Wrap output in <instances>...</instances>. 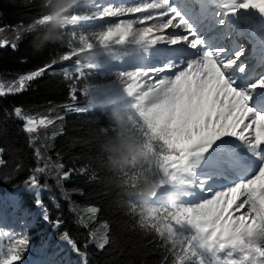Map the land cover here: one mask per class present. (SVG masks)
I'll return each mask as SVG.
<instances>
[{
  "label": "trees",
  "instance_id": "16d2710c",
  "mask_svg": "<svg viewBox=\"0 0 264 264\" xmlns=\"http://www.w3.org/2000/svg\"><path fill=\"white\" fill-rule=\"evenodd\" d=\"M55 11L48 0H0V35L15 28L9 35L20 32L22 37L15 49L0 48V82L6 86L23 73L45 68L24 91L0 96V194L12 192L35 175L46 185L40 200L50 220L62 221L55 227L31 216L24 236L43 247L41 255L53 264H203L193 233L171 235L145 216L148 200L140 198L152 195L163 179L158 161L172 154L152 132L154 115L138 118L119 106L89 108L83 99H71L63 77L68 52L59 27L53 26ZM16 108L52 122L28 133L15 116ZM116 115L124 119L123 128L117 126ZM124 139L136 154L128 157L127 165L113 169L109 158ZM34 203L32 193L20 190L15 212L20 207L32 210ZM65 232L83 255L77 257L72 249L57 251V240ZM104 238L108 243L100 248Z\"/></svg>",
  "mask_w": 264,
  "mask_h": 264
},
{
  "label": "snow or ice",
  "instance_id": "6c2138e0",
  "mask_svg": "<svg viewBox=\"0 0 264 264\" xmlns=\"http://www.w3.org/2000/svg\"><path fill=\"white\" fill-rule=\"evenodd\" d=\"M210 3L216 4V0H210ZM152 8V19L145 22L153 26L142 31L135 43L169 46L173 53L171 66L179 68V71L173 73L175 81L170 82V98L155 110V123L150 127L153 134L172 150V154L164 157L165 160H172L173 155L187 150L202 153L199 156L202 164L200 174L208 178V183L205 185L207 194L200 195L202 202L196 210L198 231L211 233L209 239L213 241L217 237L225 239L238 235L243 221L241 227L233 228L234 221L230 216L221 223L224 216L238 203L241 208L245 207L242 199L254 208L255 202L251 197L256 186L264 196V71H256L246 56L245 46L235 43L233 32L241 22L251 24L253 11L264 19V0H219L214 8H210L205 0H155ZM157 32L162 35H157ZM130 35V29L122 32L121 27H117L104 34L102 40L107 42L118 36L117 42L124 44ZM19 38L18 34L16 39ZM7 46L17 47L8 39H0V48ZM44 71L45 68H41L21 76L6 89L0 85V96L24 91L28 82ZM72 98L76 99L75 94ZM15 115L25 120L28 133L52 122L47 118L37 121L26 117L20 108L15 109ZM251 162L256 166L251 175H237L244 165ZM36 171L43 172L44 169L37 168ZM63 178L67 179L68 173H64ZM25 183L36 191V204L42 210V219L59 227L62 221H51L48 209L39 199L40 189L46 185H41L35 175ZM261 204L264 205V199ZM88 211L95 214L97 209ZM61 239L78 255H83L67 232ZM107 243L104 238L99 247L103 248ZM232 243L240 244L244 250L242 237ZM28 245L29 240L18 231L8 229L0 232V264H21ZM220 246L224 247L223 244ZM255 251L264 256V248L257 246Z\"/></svg>",
  "mask_w": 264,
  "mask_h": 264
},
{
  "label": "rangeland",
  "instance_id": "374dc122",
  "mask_svg": "<svg viewBox=\"0 0 264 264\" xmlns=\"http://www.w3.org/2000/svg\"><path fill=\"white\" fill-rule=\"evenodd\" d=\"M91 2L92 0H76V4L68 13L65 14L71 18L73 23L67 25L64 28L59 27V31L65 39L64 49L68 52V55H66L67 59L65 61L66 66L63 69V77L67 82V87L69 89V93L71 94L72 100H74L72 97L73 94H75V97H79L81 100L83 99V101H85V104L88 105L86 106L89 108H104L110 104H107L105 100L96 101L95 99H93L91 94L88 93V91L97 89L101 84L104 85V83L108 81L111 75H120L119 73H121V71L114 70V72L111 71L112 73L108 70L95 71L94 68H91V66L86 64L88 61H90L93 55H96V53L91 54V52H89L88 50L91 44L94 45L96 41H100L102 42V44L100 43L97 48H101L103 45H106L102 41V36L110 30L106 29V23L101 21L103 16L99 14L96 15L97 13H94L93 10L90 8ZM78 20L86 21H84V24H80L77 23ZM130 28H132V26H130L129 29ZM15 30V28H6L5 32L7 35L5 34L6 36H3L1 34L0 39L9 38L10 42L17 44L19 41H21L22 37L19 36L20 38L16 39V36H10L12 32L15 33ZM18 34H20V32ZM18 34L16 33V35ZM132 36L136 38L138 37L136 33H132ZM118 38L119 37H117L110 45L118 43ZM24 75H26V73L19 75L6 86H3L2 82H0V85H2L6 89L9 85H11L15 81H17L21 76ZM74 89L75 92L73 91ZM153 100L147 102L142 99L140 102L136 101L131 104L121 103L119 107L122 109H129L133 114H136L138 118H144L146 114L154 115L155 110H157L160 105H163L165 103L164 99H159V103ZM64 109H67L66 113H68V109H70V104L67 108L65 107ZM25 116L33 117L37 121L45 117L39 114L35 116L27 114ZM60 116H62V113L60 114ZM16 118L22 121V126L25 130V120L18 118L17 116ZM179 154V163L191 158L190 154L186 151L181 152ZM165 156L167 155H164L161 160L158 161V165L160 166V174L163 176L162 183H159L157 186H155L151 196H141L140 198L141 200H148L145 204L147 206L145 209L146 218L151 222H156L158 225L162 226L169 234L174 236L179 235L184 237L185 235H190L193 233V238H196L199 242H196L198 248H201V252L199 251L198 257H200L203 261H200V263L203 262V264H239L237 260L236 262L234 261V258L231 259L230 255H226L227 253L221 252V246L216 240L213 241L209 239L211 233H200L195 226L197 219H194V213H197L196 210L199 208V202H202L200 201V195L206 193L205 185L197 186L196 182L198 181L200 183H206L208 182V178H200L198 175L196 178L191 180H181V184L187 187V193L186 195H183L186 200H176L172 196L174 194V190H172L171 188L162 187L170 178V174L168 173L170 168L168 167L170 165L173 166L174 164L178 163H176L174 157L172 160H165ZM192 168L193 171H196V164L192 165ZM182 172L185 175H188L186 174L187 170L185 168L182 169ZM183 178L184 177H180V179ZM217 179L222 180L223 177H217ZM26 181H28V179ZM25 182L19 188L13 190L12 192H5L0 194V232L6 231L8 229H13L24 235V229L27 228L29 221H31V216H38V221L43 225L48 224L42 219V210L36 204V200L38 198L36 195V191L29 188ZM188 188H190L191 191H189ZM20 190L27 191L33 194V197L35 198V203L32 210L20 207L19 210H21L22 212H15L17 195ZM183 191H185V189ZM42 192L43 188L40 189L39 199L42 196ZM224 206L226 207V204H224ZM161 208L165 210V213H162V211L160 210ZM241 212H246L244 211V207L240 208V212L236 211L234 213H231L229 209L228 214L224 216V221H221V223L227 221L230 216L231 219L234 221L232 227H241ZM221 213L223 214V207L221 208ZM256 217L257 218H255L254 220L259 221L260 219H258V215H256ZM254 220L251 221L250 228L245 226L246 223H243V227L241 228L240 233L238 235L230 236L233 239H238L239 237H242L244 242H249L251 239L247 237L248 232L250 231L251 234H256L259 231L258 224L256 222L254 223ZM57 245V251L62 250L66 252L67 250L72 249L66 241L61 239V237L57 240ZM261 247L264 248V242L261 244ZM42 249L43 247L41 246L32 245L31 243H29L28 248L24 253V259L22 260L21 264H52V260L50 258L41 255ZM77 257L80 256L77 255Z\"/></svg>",
  "mask_w": 264,
  "mask_h": 264
},
{
  "label": "bare ground",
  "instance_id": "6f19581e",
  "mask_svg": "<svg viewBox=\"0 0 264 264\" xmlns=\"http://www.w3.org/2000/svg\"><path fill=\"white\" fill-rule=\"evenodd\" d=\"M92 1L93 2L90 3L91 6H89L94 13H97L96 15L99 14L103 16V20L101 19V21L106 23V29L115 30L117 27H121L122 31H128L129 27L132 26V28H130L131 33H136L139 35L146 28L153 26L152 24L146 23L145 21L152 19L150 13L154 11L152 4L155 3V0ZM218 3L219 0H216V4ZM210 4L213 6V8L216 7V4ZM250 19L252 21L251 24H245L241 22L237 26V29L233 32V39L235 43L244 45L245 49L247 46H252V48L247 49L246 56L248 57V60L251 61L255 66V69L258 70L264 67V60H262V56H264V39L262 37V33L264 32V19H261L254 11L251 13ZM84 21L86 20H78L77 23L84 24ZM176 31L180 30L177 29ZM157 35H162V33L157 32ZM115 39L107 42L102 40L106 45H103L101 48H97L100 43L102 44L100 41H98L99 43L96 41V45L91 44L88 50L91 52V54L96 53V55H93L90 61H88L89 63L87 62L86 64L91 66V68H94L95 71L108 70L110 72H114V70H117L121 71V73H119L120 75H111L107 81V84H104L105 86L100 85L97 89L90 90L88 93L91 94L93 99L99 101L119 98L125 92L133 91L134 95L132 97H128L126 99L124 98L122 100L134 99V101L138 102L144 99L145 101L150 102L154 99L153 101L158 102L159 99H164L166 102V100L170 98L171 94L170 89L172 84L170 82L175 81V76L173 73L179 71V68L171 66L173 64L171 59L173 53L168 49L169 46L162 43H159L158 46H148L145 48L148 54L154 53L155 55H158L159 58L153 56L150 58V60L134 63L135 65H120L118 62L111 61V59L114 58L117 53L128 50L126 47L124 48V44L116 43L110 45ZM241 59H244V57ZM143 64L147 66L145 67ZM160 68H162L161 71ZM154 95L156 96L154 97ZM186 152L190 154L191 158L173 165V167L170 168L168 172L171 175L169 180L173 181V184L172 182H169L170 184L166 182L162 187H170L172 190H175L174 193H177L175 196L179 197L187 193V187L181 184L180 177L191 180L199 175L200 178H203L200 174L202 164L199 162V156L202 155V153H199L198 150H187ZM182 164H184V167L187 169L188 175H185L182 172ZM194 164H196L198 167L197 171H193L192 165ZM255 167L256 166L254 162L244 165L243 168H245L247 171V174L245 175H251L254 172ZM207 183L208 182L200 183L197 181L196 185L203 186ZM184 189L185 191H183ZM188 190L191 191L190 188H188ZM260 192V187L256 186L255 194L251 197V199L255 202L254 208L249 206L246 200L242 199V203L245 205L244 211L246 212H241L240 215L242 218H240L243 223H246L245 226L250 228L251 221L257 218L256 215H258V219L260 220H254V223L256 222L258 224L259 231L256 234H251L252 238L250 239L253 241L250 240L249 242H244L243 251L241 250L240 244H238L235 250L240 249V253H236L237 251H232L231 259L239 258L241 260V264H245L244 260L246 256H249L248 258H250V264H264V256H262L259 252L253 253L251 250H249V248H245V246H251V249H255L257 246L261 247V244L264 242V215L262 214L261 209V200L264 199V196L260 197ZM206 194L207 192L204 193V195ZM225 204L227 206V199L225 200ZM240 208V203H238L233 208H230V212H240ZM216 241L220 245L223 244L224 247L228 248V250H231V242L228 237L225 239H220L217 237Z\"/></svg>",
  "mask_w": 264,
  "mask_h": 264
},
{
  "label": "clouds",
  "instance_id": "9594fccd",
  "mask_svg": "<svg viewBox=\"0 0 264 264\" xmlns=\"http://www.w3.org/2000/svg\"><path fill=\"white\" fill-rule=\"evenodd\" d=\"M48 2L54 3L57 9L52 17L54 27L64 28L73 23L71 18L65 14L76 4V0H48ZM114 119L118 127L123 128L125 126L124 119L119 115H116ZM113 152L115 155L109 158L113 169L127 165L129 163L128 157L136 154L133 145L126 139L122 140L119 147L113 149Z\"/></svg>",
  "mask_w": 264,
  "mask_h": 264
}]
</instances>
